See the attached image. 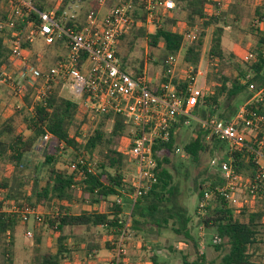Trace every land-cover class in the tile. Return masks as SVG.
<instances>
[{
  "label": "trees",
  "instance_id": "obj_1",
  "mask_svg": "<svg viewBox=\"0 0 264 264\" xmlns=\"http://www.w3.org/2000/svg\"><path fill=\"white\" fill-rule=\"evenodd\" d=\"M41 9H51L53 3L48 0H33ZM127 0H112L110 8L124 3ZM136 9L134 23L128 34L120 37L116 54L119 56L122 66L127 67L125 57L121 59V46L124 38L130 37L128 49L131 50L139 37H147L149 47L163 46V54L160 64L164 73L155 81H149L148 87L154 93H161L163 87L170 81L175 85L179 94H184L189 80L184 77L171 78V67L164 63L169 55H175L180 50L183 41L181 32L174 27L180 12H186V22L191 30L200 29V34L186 45L182 55L185 67H192V74H196L200 65L203 36L205 30L213 27L207 51L208 62L225 60L222 48L223 27L220 25L222 13L216 0H174L175 9L166 14L161 24L152 33L146 32L139 22L144 18L141 0H131ZM73 3H87L89 8L97 7L96 0H62L55 14L65 26H71L72 22L64 20L63 12ZM211 4L208 9L206 5ZM250 30L257 38L258 45L252 51L254 58L246 63L245 67H237L236 74H226L222 70L207 72L206 80L211 84L208 92H203L196 98L191 112L202 119H231L238 108L247 103L248 107L256 110L264 116V98L261 101H250L253 91L248 90L249 84H254L258 90L264 86V31H260L258 25L264 22V9H255ZM137 27L134 31L132 28ZM133 30V31H132ZM232 56V55H230ZM8 49L5 39L0 35V74L7 63ZM55 61V60H54ZM53 61V63H54ZM143 60L138 65L128 67L130 74L137 77L142 74ZM58 84H53L43 102L37 103L29 110L30 100L28 95L22 96V105L10 115L0 116V237L6 239L3 246L4 262L13 264L14 237L19 225L26 228L27 221L18 214L4 211L10 201L17 204H28L44 211L41 224H47L56 237V250L54 252L39 253L38 246L34 247V253L29 264H60L67 259L73 249L67 245L68 236L64 233L65 227L83 226L86 229L97 228L106 237H112V241H106V248L111 251L115 248L118 237V219L126 209L125 205L117 204L115 196H121L122 190H128V183L124 179L123 166L126 162H132L125 151L112 146L116 138L124 137L127 147L131 146L128 125L116 114L109 113L89 122L87 114L79 109L76 102L59 94ZM177 93V94H178ZM1 105V102H0ZM193 125L194 136L181 145L182 151L192 162H198L201 153L209 152L213 157L226 158V144L212 135L208 141L206 137L209 130L203 128L196 121ZM21 125L23 129H21ZM91 126V130L84 127ZM184 127L182 119L174 123L169 130L166 141L158 140L152 145V156L156 160L157 181L143 195H141L132 208V222L130 234L140 235L144 240L157 230L165 229L169 219L177 223L173 228L175 233H182L186 241L192 242L195 255L192 260H187L183 255L184 264H205L204 254L199 252L197 239L192 235L189 227L190 217L182 202L178 183L174 181L171 169L174 162L170 157L177 144V134ZM85 131V132H84ZM46 133L50 134L48 144L43 151L40 170L44 169L45 176H40L38 170L30 175L18 176L16 169L24 167L27 154L35 150L39 139ZM263 139L264 132L259 131L257 138L246 141L245 147L236 151L232 157V164L236 171L244 178L252 177L257 168V162L252 150L258 148L256 140ZM178 148V147H176ZM180 149V148H179ZM264 152V148H263ZM65 153L67 156L65 157ZM180 163V162H178ZM13 167L7 171V166ZM72 165L74 166L73 168ZM178 165V164H177ZM181 165V163H180ZM181 167H183L181 165ZM203 179L195 184L197 201L205 190L212 189L220 183L217 170H213L209 164L204 169ZM185 178V175L183 176ZM252 196V194H250ZM110 197H112L110 199ZM79 201L84 205L78 212L74 211V202ZM105 203V209L100 210ZM198 213L197 211H195ZM201 223L205 229L211 228L218 235L220 241L212 244L216 250L226 247L219 264H264L257 261V244L261 241L262 227L264 226V198H249V202L234 209L227 207L223 199L215 197L211 200L207 213L201 217ZM35 243L41 241L40 235H35ZM98 249L94 245L89 246V252ZM156 249L147 261L151 264H160L157 260ZM126 255L121 256V260ZM145 262V261H144Z\"/></svg>",
  "mask_w": 264,
  "mask_h": 264
},
{
  "label": "built area",
  "instance_id": "obj_2",
  "mask_svg": "<svg viewBox=\"0 0 264 264\" xmlns=\"http://www.w3.org/2000/svg\"><path fill=\"white\" fill-rule=\"evenodd\" d=\"M96 1L95 9L88 7L83 13L80 12V8L84 7L82 3L71 4L61 16L72 22L71 26H65L55 14L62 0H56L51 9L45 10L39 9L33 0H0V35L5 39L8 49L0 84L7 85L20 98L21 104L15 105L14 110L21 107L22 96L25 94L30 100L31 110L34 105L45 100L52 85L56 83L67 87L77 97L76 103L87 114L89 122L96 116L113 113L129 126L131 146L125 153L132 159L135 173L132 182L128 183V190H122L121 196L114 197L117 204L125 205L124 198L129 204L117 221L119 234L109 263L120 264L121 256L125 255L124 246L130 238L134 203L157 181V163L152 156L153 143L166 141L171 126L179 119H182L184 126L192 120L196 121L209 130L210 135L225 142L226 158L212 157L209 161V166L218 171L220 183L203 192L197 201V210L204 216L210 201L216 196L223 199L227 207L237 209L247 204L249 198H264L263 139L256 140L258 148L252 150L257 162L252 177H242L232 164V155L245 147L247 135L256 139L259 131L264 132V116L248 107L247 103L241 105L231 119H202L193 114L190 109L203 92L194 85L195 74H192L191 66L185 67L189 82L184 94H179L170 81L161 93H154L148 87L149 80L145 71L133 77L128 68L122 66L116 54L120 37L129 32L135 21L133 14L139 9L131 0H127L102 13L100 9L107 0ZM141 1L144 18L139 25L144 26L147 34L152 33L161 24L160 20L175 9L174 0ZM216 1L220 9L222 2ZM206 7L210 9L211 4ZM176 24L179 25V22ZM175 30L182 33L183 41L177 54L169 55L164 60L171 69L173 66L176 68L180 51H185L184 36L190 42L197 37L193 31L183 34ZM39 40L45 45L59 43L64 49L49 67L41 65L38 55H31V46ZM262 55L264 57V52ZM253 58L254 54L248 52L244 60L250 61ZM248 89L254 92L250 101L263 100L264 86L256 90L254 84H249ZM49 138L50 134L46 133L39 142H47ZM175 150L180 151L179 148ZM3 210L36 222H41L45 213L34 206L24 203L19 205L14 201H10ZM199 227L204 228V225ZM25 235L31 238L33 234L27 230ZM219 241L218 235L214 234L211 242L215 244ZM88 255L92 254L89 252Z\"/></svg>",
  "mask_w": 264,
  "mask_h": 264
},
{
  "label": "rangeland",
  "instance_id": "obj_3",
  "mask_svg": "<svg viewBox=\"0 0 264 264\" xmlns=\"http://www.w3.org/2000/svg\"><path fill=\"white\" fill-rule=\"evenodd\" d=\"M53 3L56 0H48ZM112 0H107L106 5L110 6ZM222 5L218 10L222 13L220 25L223 27L222 35V48L225 54V60L222 63L218 61L208 62L207 51L209 46V38L213 27H209L205 30L203 36L202 53L200 59V65L197 73L195 74L194 85L202 92H208L211 84L206 80L207 72L213 73L214 70H222L224 73L236 74L237 67H245L246 63L243 62L245 55L252 51L258 45L257 38L252 34L250 27L255 15V9H264V0H221ZM88 6L80 8V12L83 13ZM164 20V19H163ZM162 20V21H163ZM178 24H175V29L180 30L185 34L187 31H193L197 36L200 34V29L195 27L191 30L190 25L186 22V12H180L178 14ZM260 31H264V22L258 25ZM131 29V28H130ZM136 31L138 28H132ZM132 30V31H133ZM129 33V32H128ZM127 33V34H128ZM130 37L124 38L123 45L121 46V59L125 57L127 68L132 64L135 67L138 65L139 60H143V69L149 81H155L161 77L164 73L163 67L160 64L163 46L161 44L156 47H149L147 38L145 36L139 37L131 50L128 49V41ZM186 45L190 43L187 36H184ZM62 49L61 51L59 49ZM64 52V49L59 46V43L53 45H45L42 40L35 42L31 46V55H38L41 65L49 67L53 64V61ZM183 49L178 55V64L176 68L174 66L171 69L172 77H184L185 66L183 64L182 55ZM232 55V56H230ZM6 71V69H5ZM170 72V73H171ZM171 77V78H172ZM59 94L65 98H68L74 102H77V97L72 94L67 87H63L61 84L57 85ZM249 90V89H248ZM250 91V90H249ZM0 116L6 117L10 114L17 105L21 104L20 98L14 94V92L4 84H0ZM14 102V103H13ZM15 104V105H14ZM14 105V106H13ZM95 117V116H94ZM96 116L94 119L98 120ZM93 119V120H94ZM193 121V120H192ZM189 123L180 128L177 134V144L170 157L174 162V166L171 169L174 181L178 183V188L181 193L182 202L187 209V214L190 217L189 227L191 228L192 235L197 239L199 252L204 254L205 264H219L221 256L227 251L226 247H222L216 250L212 245L211 238L214 235V231L211 228H201V217L203 214L197 210V196L194 191L195 184L199 183L204 175V169L208 167L210 159L214 154L209 152L201 153L198 162H192L191 159L185 155L181 149V145L187 141L190 137L194 136L193 125ZM23 129V126L20 127ZM86 132L91 130V126L84 127ZM85 132V131H84ZM210 134L207 135L206 141H208ZM252 138L251 135H247L246 139L249 141ZM49 142L38 141L37 148L27 154L24 167L15 170L18 176L30 175L34 170H40L41 161L43 159V151ZM127 140L124 137L116 138L112 146L119 148L122 151L127 150ZM176 147L180 148V151L176 152ZM221 154L215 156L219 157ZM67 153H65V157ZM220 158V157H219ZM183 167H181L180 163ZM178 164V165H177ZM13 170V167L7 166V171ZM2 173V167L0 166V177ZM123 177L127 183H131L133 174L135 173L133 163L126 162L123 166ZM40 176H45L44 169L39 171ZM185 175V178L183 177ZM112 197H110L111 199ZM124 198V197H123ZM125 207L128 209V200L123 199ZM76 200L73 208L75 212H78L84 205ZM6 206V204H5ZM105 209V203L101 204L100 210ZM195 211H198L196 213ZM44 212V211H43ZM207 213V211H206ZM177 227V223L173 219H169L167 228L154 231L147 236V240H144L140 235L133 236L130 234V238L126 242L125 257L120 261V264H145L146 260L153 255L154 251L158 249L157 260L160 264H184L183 255H187V260H192L195 252L192 242L186 241L182 233H175L173 228ZM27 230L32 232V237H26ZM261 241L257 244V261H264V226L262 227ZM64 233L68 236L67 245L73 249L70 256L62 261L60 264H109L111 261V250L106 248L105 242L112 241V237H106L100 229L90 228L86 229L83 226L79 227H65ZM39 234L41 241L35 243V235ZM56 237L57 235L47 224H41L29 218L26 228L23 225H19L16 229L14 237V256L13 264H29L33 253L34 247L38 246L39 253L42 252H54L56 250ZM110 237V238H109ZM6 239L0 237V264H8L4 262L3 246ZM211 242L212 244H210ZM94 245L98 249H93L89 253V246ZM145 261V262H144ZM149 262V263H148ZM151 264L150 261H147Z\"/></svg>",
  "mask_w": 264,
  "mask_h": 264
},
{
  "label": "crops",
  "instance_id": "obj_4",
  "mask_svg": "<svg viewBox=\"0 0 264 264\" xmlns=\"http://www.w3.org/2000/svg\"><path fill=\"white\" fill-rule=\"evenodd\" d=\"M53 3H54V1H53ZM106 3H107V1H106ZM106 3H105V5L102 6L101 9H100L102 13H105V12L107 11V9H109V7H110V6H107ZM82 4H83L84 6H88L87 3H82ZM13 103H14V102H13ZM16 104H19V103H16ZM14 105H15V104H14ZM14 105H13V106H14ZM13 111H14V108H13L12 112H13ZM12 112H11V113H12ZM11 113H10V114H11ZM10 114H8V115H10ZM8 115H7V116H8ZM110 236H111V235H110ZM109 238H110V237H109ZM148 263H149V262H148ZM148 263L146 262L145 264H148Z\"/></svg>",
  "mask_w": 264,
  "mask_h": 264
}]
</instances>
